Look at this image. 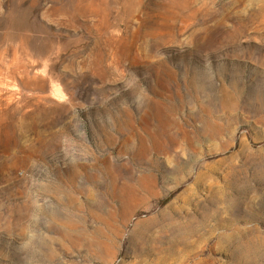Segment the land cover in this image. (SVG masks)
<instances>
[{"label":"rangeland","instance_id":"1","mask_svg":"<svg viewBox=\"0 0 264 264\" xmlns=\"http://www.w3.org/2000/svg\"><path fill=\"white\" fill-rule=\"evenodd\" d=\"M0 264H264V0H0Z\"/></svg>","mask_w":264,"mask_h":264}]
</instances>
